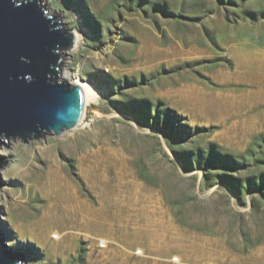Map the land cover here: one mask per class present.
<instances>
[{"label": "rangeland", "instance_id": "374dc122", "mask_svg": "<svg viewBox=\"0 0 264 264\" xmlns=\"http://www.w3.org/2000/svg\"><path fill=\"white\" fill-rule=\"evenodd\" d=\"M40 1L83 35L60 78L93 99L0 144L21 264H264V0Z\"/></svg>", "mask_w": 264, "mask_h": 264}, {"label": "water", "instance_id": "95a60500", "mask_svg": "<svg viewBox=\"0 0 264 264\" xmlns=\"http://www.w3.org/2000/svg\"><path fill=\"white\" fill-rule=\"evenodd\" d=\"M74 37L40 0H0V144L26 143L75 129L85 93L62 80L64 51ZM7 163L0 157V167ZM0 237V264H21Z\"/></svg>", "mask_w": 264, "mask_h": 264}, {"label": "bare ground", "instance_id": "6f19581e", "mask_svg": "<svg viewBox=\"0 0 264 264\" xmlns=\"http://www.w3.org/2000/svg\"><path fill=\"white\" fill-rule=\"evenodd\" d=\"M72 36L74 37V44L72 45L71 49H67L71 53L75 52L80 47V42H81V40L83 38V35L80 34V33H78V32L73 33ZM76 85H79L83 89V91L85 93V99H86L85 112H86L89 103L93 99V91H92V88H91V86L89 84L83 83L80 80L76 81ZM84 117H85V113L82 116V118H81V120H80V122H79V124H78V126L76 128L80 127L83 124ZM58 177H59V175L57 174V172L54 171V170H52V172H50L48 174V176H47L48 182H46V184L48 186H50L51 188H53V186H55V188H58L59 186L56 184V182H57L56 181V178H58ZM52 179H54L56 182L53 181ZM26 221L29 222L28 224L31 227L34 226V225H38V226L43 225V219L42 218H40V219H34L33 221L30 218H28V219H26ZM44 244H42L44 246L43 248H46L47 247V244L46 243H44ZM49 252L50 251L47 249V254L48 255H49Z\"/></svg>", "mask_w": 264, "mask_h": 264}]
</instances>
